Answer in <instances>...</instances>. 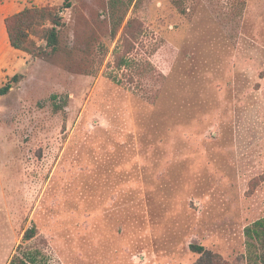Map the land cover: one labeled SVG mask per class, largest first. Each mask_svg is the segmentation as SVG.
Wrapping results in <instances>:
<instances>
[{
    "label": "rangeland",
    "instance_id": "rangeland-1",
    "mask_svg": "<svg viewBox=\"0 0 264 264\" xmlns=\"http://www.w3.org/2000/svg\"><path fill=\"white\" fill-rule=\"evenodd\" d=\"M66 1L56 54L11 47L8 17ZM183 2L0 0V90L19 77L0 94V264L34 226L49 264H195L192 244L247 264L245 229L264 218V0Z\"/></svg>",
    "mask_w": 264,
    "mask_h": 264
},
{
    "label": "trees",
    "instance_id": "trees-1",
    "mask_svg": "<svg viewBox=\"0 0 264 264\" xmlns=\"http://www.w3.org/2000/svg\"><path fill=\"white\" fill-rule=\"evenodd\" d=\"M172 1L177 8L181 9L184 5L183 0ZM70 7V3L66 1L59 9L49 6L31 7L8 17L5 20V27L11 47L33 56L42 54L52 56L56 54L60 47V32L66 25L60 12ZM181 11L185 13V10ZM124 18L125 14L118 19L114 35L117 34V29L121 28L124 23ZM133 29L134 22L129 21L125 29V35L115 51L113 63L119 70L129 66V57L136 49L135 42L128 37ZM33 38L44 42L45 46H39ZM114 80L117 79L114 78ZM18 81L19 77H14L10 83L0 90V94H7ZM38 236L39 231L35 226L28 229L9 264H49L44 249L34 243ZM245 237V260L247 264H264V218L246 227ZM190 250L200 256L195 264H228L221 256L207 251L201 245L192 244Z\"/></svg>",
    "mask_w": 264,
    "mask_h": 264
}]
</instances>
